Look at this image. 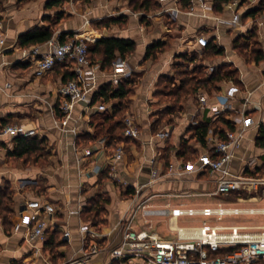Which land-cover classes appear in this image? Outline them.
Segmentation results:
<instances>
[{"label": "crops", "instance_id": "crops-1", "mask_svg": "<svg viewBox=\"0 0 264 264\" xmlns=\"http://www.w3.org/2000/svg\"><path fill=\"white\" fill-rule=\"evenodd\" d=\"M47 1L5 0L0 6L4 31V44L0 45V129L6 124L23 123L36 127V136L47 140L45 157L40 162L27 164L8 154L14 148V138L0 134V186L7 182L12 191V226L28 200L48 202L55 208L45 239L35 242L47 260L36 258L35 264H62L81 256L87 246L80 230L82 226H91L99 234L96 242L102 249L90 261L95 264L108 261V249L117 246L121 239V218L135 203L144 201L151 208L208 205L194 200L216 198L210 195L215 188V177L203 165L216 156L212 139L218 135L209 128L206 144L201 145L191 129L198 123L214 124L218 118H224L235 130H240L242 118L252 116L255 124L243 131L230 171L235 175L264 176V143L258 144L264 129V15L241 18L239 24L233 25V14L242 16L249 6L231 1L218 13L213 10V0H207L206 10L197 6L194 14L185 12L186 0L177 4L156 0L158 6L147 11L132 10L119 0L67 2L73 10H66V1L61 5L65 12L54 28L52 40L58 41L60 33H67V38L87 41L115 36L135 42L134 51L123 59L131 75L136 77L125 115L133 118L140 134L121 142L124 154L117 168L120 182L113 183L102 177L112 148L102 146L99 143L102 138L85 144L79 137L94 132L93 117L103 112L96 108L101 99L92 101V97L99 86L112 82L109 69H101L99 62L93 63L94 74L86 78V85L90 87L89 102L74 104L64 128L63 115L58 110V88L74 64L57 63L52 71L35 77L24 55L34 49L39 54L46 53L50 48L48 43L29 48L17 44L21 33L47 25L48 18H54L61 6L45 7ZM121 15L125 16L124 22L95 25L104 18ZM254 26L262 51V59L257 62L239 55L233 47L234 39L246 35ZM85 33H94V36L88 38L83 36ZM202 37L223 47L224 54L202 59L207 45L202 43ZM157 40L165 42L164 48L146 57L147 47ZM193 56L190 68L194 62H201L209 74L218 65L226 64L237 69V82L222 80L216 89H200L178 102L166 96L161 98L157 93L160 76L172 77L173 84L178 85L174 64ZM183 140L193 150V159H186L187 153L177 154ZM87 147L93 151L89 156L84 155ZM96 165L102 168L100 172L94 171ZM100 192L108 194L109 203L105 224L98 228L83 221L81 210L87 200ZM184 198H193V201L187 202ZM187 219L192 223H184ZM204 220L212 219L179 218L177 223L199 224ZM152 223L160 235H171L166 219L154 217ZM142 224L138 215L134 227ZM12 226L5 228L0 215V264H25L33 256L31 244L22 232L13 231ZM66 231L68 236L64 235ZM51 233L57 234L53 250L44 247Z\"/></svg>", "mask_w": 264, "mask_h": 264}, {"label": "built area", "instance_id": "built-area-1", "mask_svg": "<svg viewBox=\"0 0 264 264\" xmlns=\"http://www.w3.org/2000/svg\"><path fill=\"white\" fill-rule=\"evenodd\" d=\"M161 3L181 0H158ZM185 12L194 14L196 7L206 10L207 0H186ZM176 10V8H175ZM241 14L235 12L231 23L239 24ZM203 44L208 39L202 37ZM49 50L39 54L36 49L24 55V59L32 68L35 77H42L52 71L57 63L72 62L74 77L60 84L58 88V110L63 115L62 126L66 125L70 112L77 102H89L90 87L86 85V78L93 76L94 66L89 61L86 44L80 39H70L59 42L50 39ZM4 44V31L0 21V45ZM113 84L120 79L129 77L130 70L123 59L112 62L109 69ZM9 84H6L8 86ZM200 100H204L200 97ZM99 111H111V103H99ZM240 130H227L225 139L215 138L213 150L216 156L207 160L203 167L214 175L215 188L211 196L221 198L239 191L264 190V176L235 175L230 171V162L234 151L239 145L243 131L255 124L252 116H244ZM123 136L128 138L139 137L140 131L133 118L126 114L123 118ZM0 134L15 137H32L38 134L37 128L23 123L6 124L0 129ZM105 146V138L99 142ZM92 149H84V155L89 156ZM124 154V144L117 143L111 150V155L106 165L107 178L113 183L120 182L118 163ZM173 165L169 166L172 170ZM101 167L96 165L95 172H100ZM231 203L217 202L214 205L188 206V207H148L144 201L135 203L121 218V239L117 246L108 249L109 260L99 264H264V232L252 231L251 228L240 225L222 223L226 215H239L243 213L240 207H231ZM55 208L48 202L28 200L19 212V219L14 222L12 230L22 232L24 239L31 244L32 258L25 264H35L36 258L43 261L42 248L35 244L36 241L45 239V232L52 221ZM142 218V226L134 227L136 217ZM166 219L171 235H160L153 226V218ZM203 217L210 221L199 224L177 223L179 218ZM81 233L84 243L87 244L83 254L70 258L62 264H95L90 261L91 256L97 254L102 248L96 242L99 234L91 226H82ZM65 236L69 233L64 232Z\"/></svg>", "mask_w": 264, "mask_h": 264}, {"label": "trees", "instance_id": "trees-1", "mask_svg": "<svg viewBox=\"0 0 264 264\" xmlns=\"http://www.w3.org/2000/svg\"><path fill=\"white\" fill-rule=\"evenodd\" d=\"M66 0H48L45 7H59ZM88 2L90 0H83ZM232 0H213V10L220 13L223 10V5L231 2ZM246 0H242L245 2ZM187 5V2H186ZM158 6L156 0H138L131 1L129 7L132 10H144L147 11L151 8ZM262 13L264 15V0H259L258 5L251 6L244 13L241 18L255 17ZM63 13L56 12L54 18H48V24L42 26H35L18 36L17 44L21 48H29L31 46L40 45L48 42L52 39L54 35V28L59 20L62 18ZM125 16L119 17H109L104 18L96 26H108L110 23L124 22ZM67 33H60L58 36L59 42H65L67 40L73 39L67 38ZM257 37V28L252 27L246 35H238L233 41V47L245 48L248 46L250 38ZM86 44L87 54L89 61L91 63L99 62L101 69H110L113 61L117 59H125V57L134 51L135 42L129 38H120L115 36L100 37L95 41L83 40ZM257 41V40H256ZM165 42L160 40L153 41L146 50V57L155 53V51L163 49ZM202 59L212 58L215 56H222L224 54V49L221 46L216 45L213 40H208L206 47L203 50ZM184 57V56H183ZM246 59L250 57L256 62L262 59V51L260 44L257 48H253L249 55L244 54ZM195 59V56L191 58H183V61L179 64H174V73L179 79V84H173V78L168 76H160L158 84L159 90L158 94L166 96L165 98H170L174 102H178L182 97L193 94L200 89H206L210 91L211 89L217 88V83L222 80H232L237 82V69L221 64L215 67L209 74L204 70V65L201 62H194L190 68V63ZM69 64L72 62H68ZM66 66V63L63 64ZM74 77V72L70 70L67 72L66 76H63V80L66 81ZM136 83L135 75L125 77L119 80L117 84L112 82H106L99 86L96 93L92 97V101L101 99L104 103H111V111H103L94 115V132L93 133H83L79 137L83 140V143L87 144L89 142L95 141L100 138H105V145L109 148H114L117 143H121L125 136H123L124 124L123 118L126 111L128 110L130 100L129 96L133 93L134 85ZM209 128L213 129V132L218 135L219 139H225V132L227 130H235L234 125L224 119L218 118L214 124H209L208 122L198 123L192 127V135L195 137L201 145L206 144V135ZM128 138V137H127ZM14 148L8 154L14 156L17 159L23 160L25 163L34 164L37 162L43 154H46L47 140L45 137L32 136H15L14 137ZM264 143V129L261 131V135L258 138V144ZM186 141L183 140L180 145V149L177 154L180 156H185L186 159H193V150L188 148ZM188 149V152H187ZM103 178L107 179L106 170L102 175ZM126 190V193H129ZM240 192H235L231 195H237ZM109 203V197L107 193L100 192L95 194L91 199L87 200L85 205L81 210V217L84 222L93 225L95 227H100L105 224V215L107 213L106 206ZM12 204V191L10 185L5 182L3 186H0V215L3 218V224L5 228L9 229L12 226L11 221V206ZM57 234L51 233L49 238L46 240L44 247L53 250L56 246Z\"/></svg>", "mask_w": 264, "mask_h": 264}, {"label": "rangeland", "instance_id": "rangeland-1", "mask_svg": "<svg viewBox=\"0 0 264 264\" xmlns=\"http://www.w3.org/2000/svg\"><path fill=\"white\" fill-rule=\"evenodd\" d=\"M5 0L0 1V6L5 3ZM91 1V0H90ZM122 5L129 6V3L131 1H138V0H119ZM237 5H247L249 7L256 6L259 3V0H246L245 2H242V0H232ZM69 2L70 4L76 2V0H66V10L70 8V10H73L71 8L72 5L67 4ZM59 12L63 13L65 12L62 10V6L57 8ZM259 16L262 15V13L258 14ZM54 16V15H53ZM257 40V41H256ZM260 42L258 41V37H251L248 46L245 48H237V52L239 55H242L244 57V54L249 55L251 50L253 48H257L259 46ZM204 59H210L205 58ZM96 118L94 122H96ZM45 157V154H43L40 158ZM38 158L37 161H41ZM36 163V162H35ZM30 164V163H28ZM39 187H35L34 190L40 192L38 189ZM193 198H184V200L187 202H190V200ZM193 201V200H191ZM194 201L200 202V203H206L208 205H214L216 202H225V203H231V207H240L243 210V213L239 215H229L225 216L223 218L222 222H225V224L229 225H240V226H246L248 228H251L252 231L257 232H264V212L262 211V208H264V190L260 188L258 191H245L240 192L237 195H229V196H222L221 198H211L206 197L204 199L202 198H196ZM233 203V205H232ZM190 219V218H189ZM184 223H192L191 220H186Z\"/></svg>", "mask_w": 264, "mask_h": 264}, {"label": "bare ground", "instance_id": "bare-ground-1", "mask_svg": "<svg viewBox=\"0 0 264 264\" xmlns=\"http://www.w3.org/2000/svg\"><path fill=\"white\" fill-rule=\"evenodd\" d=\"M83 36L88 37V38H93L94 33H85ZM262 211L264 212V208H262Z\"/></svg>", "mask_w": 264, "mask_h": 264}]
</instances>
